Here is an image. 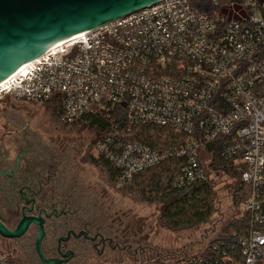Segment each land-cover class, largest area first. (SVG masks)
<instances>
[{"label": "built area", "instance_id": "obj_1", "mask_svg": "<svg viewBox=\"0 0 264 264\" xmlns=\"http://www.w3.org/2000/svg\"><path fill=\"white\" fill-rule=\"evenodd\" d=\"M45 103L60 96L59 120L122 105L136 125L168 127L178 143L158 150L114 130L96 151L117 185L173 157L183 191L208 180L203 149L215 144L248 188L245 228L168 264H264V0H158L61 41L0 84V98ZM0 264H16L0 246Z\"/></svg>", "mask_w": 264, "mask_h": 264}, {"label": "rangeland", "instance_id": "obj_2", "mask_svg": "<svg viewBox=\"0 0 264 264\" xmlns=\"http://www.w3.org/2000/svg\"><path fill=\"white\" fill-rule=\"evenodd\" d=\"M22 132L34 148L38 145L35 153H54L64 166L61 189L79 199L88 216L127 247L117 259L93 264H168L201 253L244 220L243 207L234 199L237 179L215 163L214 151L203 149L201 159L208 170L204 183L215 193L216 212L199 226L177 228L161 218L164 202L118 186L108 168L93 160L103 136L97 130L62 123L49 101L41 104L5 95L0 98V153H16Z\"/></svg>", "mask_w": 264, "mask_h": 264}, {"label": "flooded vegetation", "instance_id": "obj_3", "mask_svg": "<svg viewBox=\"0 0 264 264\" xmlns=\"http://www.w3.org/2000/svg\"><path fill=\"white\" fill-rule=\"evenodd\" d=\"M16 153H0V220L18 237L0 235L16 264H93L113 261L127 247L88 216V208L63 191L64 166L38 152L22 132ZM91 216V215H90ZM41 229L44 235L38 245ZM40 249V250H39Z\"/></svg>", "mask_w": 264, "mask_h": 264}, {"label": "trees", "instance_id": "obj_4", "mask_svg": "<svg viewBox=\"0 0 264 264\" xmlns=\"http://www.w3.org/2000/svg\"><path fill=\"white\" fill-rule=\"evenodd\" d=\"M56 107L57 117L61 113L60 96H53L49 100ZM68 125L81 126L88 125L100 134L109 133L114 130L125 131L131 138L141 141L150 147L158 150L168 149L178 143L181 138L175 131L168 127L157 125H136L128 131L129 125L126 122L125 109L122 105L115 106L114 109L108 108L100 113H90L87 117ZM215 150L214 161L218 166L237 179L234 187L235 204L240 206L248 196V188L241 180V175L235 170L231 162L224 161L216 151L215 144L208 147ZM105 165L111 178L117 182V169L107 161L102 155L92 157ZM187 157L173 156L158 165L143 170L134 176L130 189L134 192H141L150 197L151 200H158L165 203L161 218L170 226L177 228L195 227L210 221L216 212L215 193L209 183L193 185L183 191L174 188V182L182 167L185 165ZM246 220H239L225 230L223 238L230 241L232 233L236 230L245 228ZM227 229V228H226ZM214 243V242H213ZM179 259L177 261H180Z\"/></svg>", "mask_w": 264, "mask_h": 264}, {"label": "water", "instance_id": "obj_5", "mask_svg": "<svg viewBox=\"0 0 264 264\" xmlns=\"http://www.w3.org/2000/svg\"><path fill=\"white\" fill-rule=\"evenodd\" d=\"M156 1L0 0V84L51 46ZM29 221L11 231L0 220V235L18 237Z\"/></svg>", "mask_w": 264, "mask_h": 264}]
</instances>
